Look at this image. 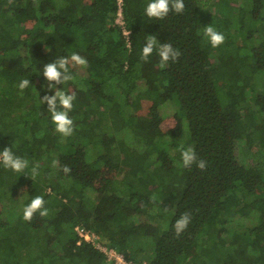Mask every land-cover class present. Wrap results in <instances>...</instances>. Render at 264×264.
Returning a JSON list of instances; mask_svg holds the SVG:
<instances>
[{"label": "trees", "instance_id": "obj_1", "mask_svg": "<svg viewBox=\"0 0 264 264\" xmlns=\"http://www.w3.org/2000/svg\"><path fill=\"white\" fill-rule=\"evenodd\" d=\"M150 2L123 0L127 36L118 0H0V151L29 162L0 164V264H106L78 224L142 264H264V169L237 154L242 141L264 149V0H183L164 19L146 15ZM208 25L225 36L217 48ZM148 35L158 44L145 61ZM160 43L181 52L163 68ZM72 53L87 67L70 62L72 80L50 89L43 66ZM56 90L76 97L67 138L41 102ZM167 101L177 109L164 116ZM184 117L203 171L183 166ZM37 195L48 215L25 221Z\"/></svg>", "mask_w": 264, "mask_h": 264}, {"label": "clouds", "instance_id": "obj_2", "mask_svg": "<svg viewBox=\"0 0 264 264\" xmlns=\"http://www.w3.org/2000/svg\"><path fill=\"white\" fill-rule=\"evenodd\" d=\"M183 0H151L145 8V13L149 18L164 19L170 11L181 14L184 10ZM204 35L208 37L213 48L219 47L225 41L223 33L215 30L211 25L204 29ZM158 40L155 36L148 35L146 43L142 48L141 59L147 61L157 47ZM158 55L160 57V67H166L169 61L176 62L181 52L173 48L170 43H160L158 47ZM73 66L87 67V59L78 53H72L70 57H59L53 62H49L43 66V77L49 82V88H54V85H61L72 80L69 73V64ZM54 82V83H53ZM30 81L28 79L21 80L18 87L24 90L28 87ZM76 99L75 94H66L64 91L56 90L54 95H44L41 102L47 103V111L51 114V123L55 126V131L67 138L73 135L74 121L70 118L69 113L73 109V101ZM181 158L184 167H190L193 164L203 171L207 167V162L203 159H197L195 149L192 146L182 149ZM28 161L13 153L11 148H4L0 151V164L6 169H11L14 172H22L28 167ZM57 162L54 161L55 166ZM64 173H70L69 166H63ZM33 175L36 174V169L33 168ZM167 210V209H166ZM49 210L45 207V200L42 196H34L31 202L23 209V219L31 221L34 214L39 213L41 217H46ZM192 216L189 212L183 213L173 225L174 233L179 237L188 227Z\"/></svg>", "mask_w": 264, "mask_h": 264}, {"label": "rangeland", "instance_id": "obj_3", "mask_svg": "<svg viewBox=\"0 0 264 264\" xmlns=\"http://www.w3.org/2000/svg\"><path fill=\"white\" fill-rule=\"evenodd\" d=\"M80 71H81L80 73H84V69H82ZM175 100L177 101V99H175ZM177 103H178V101H177ZM178 105H179V103H178ZM176 109H177V105L172 101H167L161 105V113L164 116L172 114L174 111H176ZM179 109H180V105H179ZM176 139L181 144V147H179L181 149L186 148L185 144H182V142H184L186 139L189 140L190 146L193 147V143L191 140V134H190V128H189V124H188L186 117H184V133L181 137H178ZM256 141L258 142V139ZM174 150L179 151V149L177 147H172V151H174ZM237 154H238L239 159L242 162H245L248 164L251 161V158H253L256 162H258L260 167H262L264 169V149L255 152L253 148H251L248 144H246L244 141H242V142H240V144L238 146ZM11 205H12V207L10 209L11 212L5 214L6 218L9 220L14 219L16 217V215L22 210V204L20 202H14ZM155 212H157V209L155 210ZM246 218L242 217L240 215H237L236 217L233 218L232 222L236 223V224L238 223L241 225H252L253 221H251L250 219H246ZM157 220L160 221L159 218ZM162 221H165V220L162 219ZM160 223H162V222L160 221ZM33 249H34L33 254H35L36 248H33ZM28 254H29L28 252H24L23 256H28Z\"/></svg>", "mask_w": 264, "mask_h": 264}, {"label": "built area", "instance_id": "obj_4", "mask_svg": "<svg viewBox=\"0 0 264 264\" xmlns=\"http://www.w3.org/2000/svg\"><path fill=\"white\" fill-rule=\"evenodd\" d=\"M118 4L119 9L117 22L122 26L124 33L129 36L130 30L126 26V21L123 13V0H118ZM75 229L81 240L91 242L97 249L105 254L106 264H142L134 260L133 258L127 257L124 252L118 250L117 247L112 246L101 239L94 230L87 228L83 224L76 225Z\"/></svg>", "mask_w": 264, "mask_h": 264}]
</instances>
